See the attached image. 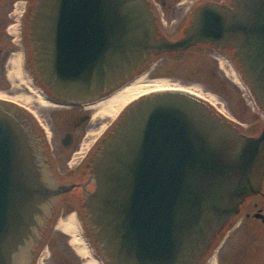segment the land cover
Returning a JSON list of instances; mask_svg holds the SVG:
<instances>
[{"label": "water", "instance_id": "1", "mask_svg": "<svg viewBox=\"0 0 264 264\" xmlns=\"http://www.w3.org/2000/svg\"><path fill=\"white\" fill-rule=\"evenodd\" d=\"M33 70L58 99H103L153 58L207 43L227 48L264 111V0L207 2L178 39L148 0H34ZM89 181H57L30 118L0 99V264H31L56 200L85 193L106 264H201L264 179V127L247 135L203 97L159 90L130 103L89 159Z\"/></svg>", "mask_w": 264, "mask_h": 264}, {"label": "flooded vegetation", "instance_id": "2", "mask_svg": "<svg viewBox=\"0 0 264 264\" xmlns=\"http://www.w3.org/2000/svg\"><path fill=\"white\" fill-rule=\"evenodd\" d=\"M148 1L160 32L170 39H178L190 25L194 11L198 7L207 2L230 4L232 0ZM33 3L34 0H0V58L2 59L0 64L3 69L8 70L11 56L21 54L23 76L25 80H29V83L22 81L25 84L23 86L17 82V85L19 84L17 87L30 89L32 84L42 92L48 104L40 107L31 103L32 101L25 102L24 99L18 98L17 96L26 94L14 91L16 82H8L9 77L6 72L3 76L0 75L2 80L0 83L7 85L13 94L0 96V99L20 108L33 122L57 181L61 183L89 181V159L97 150L101 140L111 131L110 120L102 117L94 119L93 104L101 99L78 103L65 102L54 96L36 77L27 27ZM171 29L175 30V34H171ZM200 46L225 52L231 63L230 67L242 72L240 64L229 49L207 43H199L191 48ZM178 53L181 52L172 54ZM162 55L165 54L155 56L150 63L154 64L155 59L157 57L159 59ZM216 58L220 64V58L217 56ZM137 74L138 72L134 77ZM245 109L248 111V106ZM234 121L242 132L251 136L259 135L264 127V118L261 120L257 117L252 121L240 118ZM104 123L107 125L100 131ZM93 187L91 182L85 188L75 186L56 200L54 213L35 247L31 264H46L47 261L53 264H88L89 258L79 252L73 234L64 230L60 223L74 214L81 237L91 252L96 253V243L92 240L91 229L86 222L87 218L82 206L86 191L92 190ZM60 244L62 247L59 246ZM41 257L47 258V261L44 263L40 260ZM98 262L106 264L102 260ZM201 264H264V179L260 191L248 196L240 205L236 215L218 233Z\"/></svg>", "mask_w": 264, "mask_h": 264}, {"label": "rangeland", "instance_id": "3", "mask_svg": "<svg viewBox=\"0 0 264 264\" xmlns=\"http://www.w3.org/2000/svg\"><path fill=\"white\" fill-rule=\"evenodd\" d=\"M170 32L171 34H175V30L173 29ZM216 56L220 58V64ZM18 57V55L11 56L8 62V70L5 67L3 69L0 64V75L3 76V73L6 72L10 79H7L8 82H16L14 91L22 92V94L28 96L33 95L34 99L31 103H35L41 107L43 103L39 100L38 93L34 92V94L30 89L17 87L19 84L25 85L22 81H28L25 80V77L20 76V73L16 70L15 65L18 63ZM230 65L231 63L227 59V56H225V52L213 51L210 48L200 46L193 47L178 54H165L159 59L157 57L154 64H148L138 74L153 69L151 77L167 78L171 83H177L186 89L200 92L204 96L213 98L215 100L214 103L210 101L212 99H209V101L213 104L214 109L218 108L222 110L231 118L252 121L258 117L262 120L264 118V112L258 101L256 102L248 92L249 88L246 78L240 70L232 69ZM0 81L2 80L0 79ZM17 82L19 83L18 85ZM7 87V85L2 84L0 92L6 95L13 94V91ZM247 106L248 111L245 109ZM119 116L110 120V127L115 124ZM59 246L62 247L61 244ZM40 260L45 263L47 258L41 257ZM46 264L53 263H48L47 261Z\"/></svg>", "mask_w": 264, "mask_h": 264}, {"label": "bare ground", "instance_id": "4", "mask_svg": "<svg viewBox=\"0 0 264 264\" xmlns=\"http://www.w3.org/2000/svg\"><path fill=\"white\" fill-rule=\"evenodd\" d=\"M18 56V63H16L15 65L16 70L20 73V76L24 77L21 68V54ZM152 71L153 69H150L149 71H144L138 74L131 81L111 93L108 97L103 98L97 103L93 104V108L95 109L94 117H105L109 120H113L117 118L130 103H132L139 97L159 90L186 89L177 83H171L167 78L154 76L151 77ZM27 82L29 83V80ZM30 87L33 93H38V98L43 104H48V100L44 97L39 89L33 87L32 84L30 85ZM192 92L196 93L199 96L205 97L208 100L212 99L210 100L212 103H214L215 101L213 98L204 96L200 92ZM0 96L7 95L3 92H0ZM17 97L20 99H24L25 102H31L34 99L33 95H20ZM106 125L107 123H104V125H102V127L100 128V131H102L106 127ZM60 226H62L67 232L73 234V240L77 244L79 252L85 257L87 256L89 258L88 264H99L98 260L92 255L90 248L81 237L79 232V225L74 214L70 215V217L66 221H61Z\"/></svg>", "mask_w": 264, "mask_h": 264}]
</instances>
